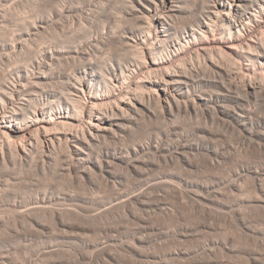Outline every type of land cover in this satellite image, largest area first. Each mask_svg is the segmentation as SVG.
I'll list each match as a JSON object with an SVG mask.
<instances>
[{
	"label": "bare ground",
	"instance_id": "1",
	"mask_svg": "<svg viewBox=\"0 0 264 264\" xmlns=\"http://www.w3.org/2000/svg\"><path fill=\"white\" fill-rule=\"evenodd\" d=\"M25 1L0 6V210L128 175L183 197L204 158L221 206L264 210V0Z\"/></svg>",
	"mask_w": 264,
	"mask_h": 264
},
{
	"label": "rangeland",
	"instance_id": "2",
	"mask_svg": "<svg viewBox=\"0 0 264 264\" xmlns=\"http://www.w3.org/2000/svg\"><path fill=\"white\" fill-rule=\"evenodd\" d=\"M12 1L1 2L9 3L6 8L13 12L14 6L18 13L30 11L26 1H13L14 5ZM57 14L55 10L53 19L58 23ZM55 20L48 22L54 25L52 32L58 30ZM200 165L202 173L189 177L206 187L185 192V197L177 191L165 192L148 178L128 175L116 188L89 185L88 194L100 201L88 208L0 210L5 218L0 221V264H264V210L221 206L219 166L208 158ZM19 187L17 191L28 193L34 186ZM143 198L154 205H139ZM103 237L108 242L99 244Z\"/></svg>",
	"mask_w": 264,
	"mask_h": 264
}]
</instances>
